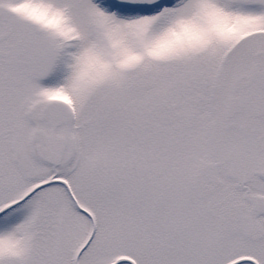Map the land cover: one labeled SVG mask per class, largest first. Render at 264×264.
I'll list each match as a JSON object with an SVG mask.
<instances>
[{
    "label": "snow or ice",
    "instance_id": "snow-or-ice-1",
    "mask_svg": "<svg viewBox=\"0 0 264 264\" xmlns=\"http://www.w3.org/2000/svg\"><path fill=\"white\" fill-rule=\"evenodd\" d=\"M0 264H264V0H0Z\"/></svg>",
    "mask_w": 264,
    "mask_h": 264
}]
</instances>
